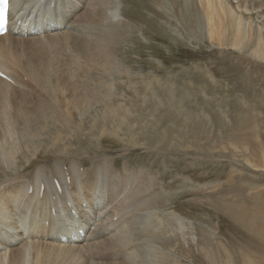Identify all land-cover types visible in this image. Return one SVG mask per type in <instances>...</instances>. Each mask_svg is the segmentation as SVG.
I'll return each mask as SVG.
<instances>
[{
	"label": "rangeland",
	"instance_id": "obj_1",
	"mask_svg": "<svg viewBox=\"0 0 264 264\" xmlns=\"http://www.w3.org/2000/svg\"><path fill=\"white\" fill-rule=\"evenodd\" d=\"M104 3L115 13L107 11L104 25L86 29L88 42L106 50L94 62L88 61L86 82L92 87L115 80L111 99L115 107L121 102L130 109L128 122L115 134L114 119L103 120L101 106L77 115L74 122L81 123L79 130L74 122L63 129L40 119L44 126L37 152L20 140L15 163L7 166L0 158V182L13 178L23 182L37 167L56 160L65 166L75 161L92 175L91 164L110 158L120 176L141 168L149 174L146 180L154 182L152 195L157 198L152 211L160 213L162 221L169 218L164 226L174 247L163 250L166 256L159 261L152 250L154 241L145 243L153 247L142 245L141 256L148 254L144 264H264V0H194L188 12L182 0ZM199 18L202 36L196 38ZM251 25L255 44L247 50ZM21 76L27 84L30 78ZM29 83L23 86L26 92L34 87ZM44 97L48 101L49 96ZM54 106L64 110L61 102ZM58 128L66 137L60 143L52 134ZM34 158L32 166L24 169ZM147 212L133 217L137 221L133 220L132 230L139 233V242L146 238L141 236L150 226L146 223L156 220ZM141 216L150 218L143 222ZM10 232L16 237L15 231ZM26 241L31 239L18 233L16 243ZM5 249L0 245V254L7 258ZM79 249L86 251L84 244Z\"/></svg>",
	"mask_w": 264,
	"mask_h": 264
},
{
	"label": "bare ground",
	"instance_id": "obj_2",
	"mask_svg": "<svg viewBox=\"0 0 264 264\" xmlns=\"http://www.w3.org/2000/svg\"><path fill=\"white\" fill-rule=\"evenodd\" d=\"M192 1L182 0L184 12L190 10ZM106 4L104 0H9L8 31L0 35V70L9 78L7 81L0 77V158L7 166L15 163L22 139L26 142L25 148L37 152L36 141L41 139L40 130L44 126L38 123L40 119H49L54 121L52 126L65 129L67 123L74 122L77 115L85 116L90 109L101 106L102 112H98L104 114L103 120L109 117L114 119L115 134L120 125L128 122L132 113L130 109L123 108L121 102L115 107L111 99L115 94V80L94 83L92 87H88L86 82L88 61L94 62L96 55L106 51L101 52L104 48L90 43L91 40L88 42L90 37L86 36V29L93 24L104 25L106 13L111 10ZM26 21L29 25L20 27L19 24H26ZM206 21L207 26H210L208 14ZM52 23L57 26L46 29L47 24ZM197 24L195 37L201 38L203 26H200V18ZM30 25L34 31L32 33ZM252 29L251 25L245 43L247 50L255 44ZM211 32L208 35L210 37ZM112 41L115 43L114 38ZM105 42L103 38V46ZM118 64L116 68H119ZM106 73L111 75L112 70ZM22 74L30 78L27 77L29 81L24 84H34L31 90L28 88L29 92L23 88ZM44 94L49 96L48 101ZM146 100L149 101L147 97ZM51 102H61L64 110L58 111ZM115 117L125 121L118 122ZM80 124L74 122L73 126L79 130ZM59 129L52 134L55 135L54 141L60 143L66 137ZM34 162L35 158L24 169H29ZM69 163L67 167L56 160L48 167H37L23 182L15 181L14 178L0 182V245L7 250V258L0 254V264H28L29 255L32 256L31 264H144L148 254H145L146 257L141 256L142 245L145 247V243H151L152 240V250L158 254L155 255L159 261L164 260L166 254L163 250L174 247V239L168 235L169 228L164 226L165 220L167 224L169 218L165 216L162 221L163 216L152 211L157 207V198L152 195L154 182L146 180L149 174L141 168L137 169L136 174L120 176L110 158L99 164H91L94 165L92 175L80 170L81 165L75 161ZM29 188L30 193L27 192ZM147 210L153 213L151 217H155L157 222L153 221L154 218L147 219L150 216L148 212L147 218L141 216L142 220H146L143 222L149 220L146 224L150 226L142 230L144 234L140 232L141 236L145 235V242H139V233L132 230V224H135L133 217L136 212ZM138 222L142 223L141 219ZM10 231H15L16 237ZM18 233L21 237L27 235L31 241L16 243ZM46 237L48 243L44 241ZM75 241H82L86 251L79 249L82 244ZM152 245L148 246L151 248ZM155 264L162 263L157 261Z\"/></svg>",
	"mask_w": 264,
	"mask_h": 264
},
{
	"label": "snow or ice",
	"instance_id": "obj_3",
	"mask_svg": "<svg viewBox=\"0 0 264 264\" xmlns=\"http://www.w3.org/2000/svg\"><path fill=\"white\" fill-rule=\"evenodd\" d=\"M7 0H0V24L3 23L6 13Z\"/></svg>",
	"mask_w": 264,
	"mask_h": 264
}]
</instances>
